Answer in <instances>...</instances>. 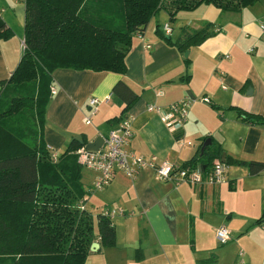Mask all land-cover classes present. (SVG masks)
Instances as JSON below:
<instances>
[{"label": "crops", "instance_id": "obj_1", "mask_svg": "<svg viewBox=\"0 0 264 264\" xmlns=\"http://www.w3.org/2000/svg\"><path fill=\"white\" fill-rule=\"evenodd\" d=\"M24 9L25 0H0L1 16L14 30L11 38L0 41V81L11 76L22 57ZM263 21L264 0L240 12H223L213 4H202L180 11L175 20L161 10L144 32L134 36L124 75L91 69L54 70L56 93L51 94L43 131L48 147L63 151L74 138L84 140L81 147H86L130 117L134 135L127 148L138 155L183 165L211 138L205 149L221 144L224 154L210 168L218 159L232 160L226 180L213 185H176L158 179L149 166L135 177L119 171L113 181L96 190L97 173L83 170L84 186L89 185L88 209L93 201L100 212L125 211L113 217L116 245L103 247L98 238L95 242L100 246L91 252L102 248L118 252L129 264H199L213 253L217 228L226 225L236 237L235 246L246 256L240 262L264 264L258 260L264 256V221L257 223L264 217V169L252 174L246 163L236 161L264 162V124L246 121L247 114L264 115ZM167 22L173 27L170 35L163 31ZM207 22L215 23L216 33L191 46L188 55L174 44L185 31L200 29ZM121 79L138 93L125 110L124 97L114 92ZM204 96L211 102L201 100ZM185 97L192 102L179 130L169 128L160 112L148 108L155 104L167 109ZM92 98L99 100L98 111L87 124L84 118L91 113ZM203 165L197 160L198 167ZM253 224L259 226L254 234H245ZM89 256L85 264H89ZM216 259L220 264L218 255Z\"/></svg>", "mask_w": 264, "mask_h": 264}, {"label": "trees", "instance_id": "obj_2", "mask_svg": "<svg viewBox=\"0 0 264 264\" xmlns=\"http://www.w3.org/2000/svg\"><path fill=\"white\" fill-rule=\"evenodd\" d=\"M113 1L105 9L100 0H25L26 47L11 76L0 81V203L18 215L14 231L21 235L0 248V253L10 254V260H4L8 264H85L96 239L103 247L116 245L113 218L102 211L95 219L86 206L79 207L87 202L89 190L82 180L84 165L75 151L85 141L74 138L61 152L45 143L54 70L91 69L124 75L134 36L144 32L161 10L175 20L180 11L202 4L240 12L260 0H119L116 8ZM104 9L110 19L104 17ZM119 13L124 21L121 27L115 24ZM215 33V23L207 22L200 29L185 31L174 44L186 51ZM13 35L0 13V41ZM114 92L124 97V110L138 97L125 79L116 83ZM246 121L264 124V115L247 114ZM200 153L182 166L196 168L197 160H202V169L207 171L223 156L224 148L216 144ZM236 161L246 163L252 174L264 169V162ZM225 162L232 160L225 157ZM7 220L0 217L3 230H12ZM207 262L216 264V255L199 260V264Z\"/></svg>", "mask_w": 264, "mask_h": 264}, {"label": "built area", "instance_id": "obj_3", "mask_svg": "<svg viewBox=\"0 0 264 264\" xmlns=\"http://www.w3.org/2000/svg\"><path fill=\"white\" fill-rule=\"evenodd\" d=\"M260 29L264 33V21L260 24ZM163 31L170 35L173 31L172 25L167 22L163 25ZM26 47L25 39L21 42V48ZM230 57L229 54L225 55ZM52 94L56 93V88L51 87ZM204 102L210 103L211 99L207 96L201 98ZM97 98L90 100L91 113L85 116L84 121L87 124L92 123V116L98 111ZM192 98L185 97L177 102L172 103L167 109H162L155 104L149 105V110L161 113V116L169 128L179 130L183 127L187 119L189 107ZM134 135L132 119L126 117L122 119L120 125L111 130L104 138L105 142L98 150H91L87 147H81L76 151L81 163L94 170L97 173L94 188L102 189L117 176L119 171L124 172L129 177H135L143 168L152 166L156 176L160 180L172 181L176 185L181 183L190 184H220L226 180L229 164L224 160L218 159L213 166L204 171L200 167H183L180 164L158 161L156 157L147 158L136 154L127 148L130 140ZM191 144V143H189ZM56 157V156H55ZM86 202L80 203V208L84 209ZM124 214V209L116 208L114 210H105L104 214L114 217L115 214ZM216 236L221 244L231 240L230 230L226 225H221L216 230ZM242 254V251H241Z\"/></svg>", "mask_w": 264, "mask_h": 264}, {"label": "rangeland", "instance_id": "obj_4", "mask_svg": "<svg viewBox=\"0 0 264 264\" xmlns=\"http://www.w3.org/2000/svg\"><path fill=\"white\" fill-rule=\"evenodd\" d=\"M110 1L111 0H100V6L102 8H105V9H110L111 8ZM22 3H24V2H22ZM112 4H113L114 8L120 6L119 0H114L112 2ZM105 9L102 11L104 13V17L110 19V15L106 14L107 11ZM24 11H25V9H24ZM117 12H118V9H117ZM24 18H25V16H24ZM123 23H124L123 18L121 17V15L119 13L118 15H116L115 24L117 25V27H121L123 25ZM20 42L21 41L19 40V43ZM19 53H20V55L22 53L21 47L19 49ZM194 143H195V145L196 144L198 145L199 142L195 141ZM87 169H88L87 167H85V166L83 167L84 171H88ZM87 186H89V185L86 184V187ZM228 203L232 205L233 200L229 199ZM92 204H93V201H90L89 209L92 210V212L95 216V219H96L97 214L100 212V210H99V208L93 207ZM208 216H210V214H208ZM0 217H5L6 219H8L7 220L8 222L12 223V225H11L12 230L11 229L3 230L2 224L0 223L1 224L0 225V248H1V246L4 244L9 245V244L14 243V241L21 235L19 234V232L14 231L16 225L19 222V217L17 214L16 215L12 214L10 212V207L5 203H0ZM238 218H239V216H238ZM242 224H243V222H242ZM257 227H259L258 224L257 225L253 224L252 227H250L245 234H248V235L252 234L253 235L254 234L253 231L255 229H257ZM230 234H231V231H230ZM231 236H232V239L225 244H221L218 241V239H216L217 241H216L215 247L213 248V253L216 256L218 255V258L220 260V264H242L240 261L243 259H246V256H244V252H243V254H241V251H243V250L240 251L239 247L235 246L236 237H233L232 234H231ZM10 239H13L12 242H10ZM244 240L247 243H249V240L247 237H245ZM239 251H240V253H239ZM117 253L111 252L110 250L104 249V248H102V250L97 251V252H91L89 254L90 255L89 256V261H90L89 264H129L126 260V257H121ZM9 255L10 254L0 253V264H8V262H4V260H10L9 258H7V256H9ZM234 256L236 257V263L234 262V260H235ZM237 257H238V260H237ZM258 260L263 261L264 256L263 255L260 256V258Z\"/></svg>", "mask_w": 264, "mask_h": 264}, {"label": "water", "instance_id": "obj_5", "mask_svg": "<svg viewBox=\"0 0 264 264\" xmlns=\"http://www.w3.org/2000/svg\"><path fill=\"white\" fill-rule=\"evenodd\" d=\"M189 51H186V55H188ZM1 88V87H0ZM105 142V138L103 136H100V137H97L94 141L88 143L86 145V147L88 149H91V150H98L100 147H102V145L104 144ZM211 142V138H208L203 146H202V149H201V155L203 154L206 146ZM223 160H225V158H223ZM263 221H264V217H263ZM99 243L98 242H93L92 246H91V250H95L96 248H99Z\"/></svg>", "mask_w": 264, "mask_h": 264}]
</instances>
